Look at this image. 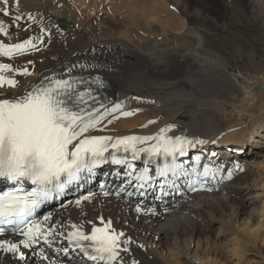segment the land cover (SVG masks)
<instances>
[{
    "label": "bare ground",
    "instance_id": "bare-ground-1",
    "mask_svg": "<svg viewBox=\"0 0 264 264\" xmlns=\"http://www.w3.org/2000/svg\"><path fill=\"white\" fill-rule=\"evenodd\" d=\"M247 1L253 10V24L264 35V0ZM10 8L13 13L17 11L14 3ZM187 8L185 0H19V12L25 14L19 23L24 27L32 24L30 33L21 32V36L39 35L40 27H44L51 29V44L27 57L35 60L34 66L27 65L25 58H0V62L16 67L27 66L31 73H5L16 74L19 83L16 88L5 85L0 91L19 93L42 75L62 71L65 64L105 65L94 71L107 80L105 103H122L123 110L134 111L135 115L122 117L117 112L119 119L108 124L111 116L106 117L101 130L92 134L153 135L173 125L170 134L207 141L190 149V155L200 154L206 161L211 152H216L214 159L225 169L220 175L227 176L230 168L233 171L231 179L220 181L218 175L219 186L214 191L192 192L183 186L177 191L179 198L168 196L159 203L154 195L146 199L106 197L104 191H113L120 180L105 175L119 166L104 165L97 169L95 178L78 188L71 187L64 196L45 205L39 214L41 220L52 213L49 224L84 223L88 230V220L99 225V217L111 219L117 230L136 241L131 247L141 264H226V258L233 264H249L250 260L252 264H264V160L254 159L264 151V57L244 54V40L237 39L233 40L239 43L234 45L235 50L221 39L216 51L209 50L203 34L186 29L179 12H188ZM29 13L37 23L27 19ZM152 28H159L163 36L156 38L150 33ZM101 44L121 48L124 66L118 68L82 54L83 50L102 48ZM135 63L145 70H124ZM188 72L213 91L208 93L204 86L189 80ZM150 120L154 123L149 124ZM227 147V155L234 158L220 160V153ZM200 148L204 149L202 153ZM235 164L240 168H234ZM99 180L105 182L104 187L98 185ZM89 193L93 194L91 200L75 205L76 199ZM137 203L149 208L157 205L158 209L155 214L137 213ZM213 226L216 234L212 233ZM61 243L67 242L60 238L55 246ZM137 244L145 248L139 249ZM41 246H34L36 252ZM46 262L39 255L29 254L20 264ZM68 262L75 264L74 257L68 256L65 264ZM0 264H16V259L0 252Z\"/></svg>",
    "mask_w": 264,
    "mask_h": 264
},
{
    "label": "snow or ice",
    "instance_id": "snow-or-ice-1",
    "mask_svg": "<svg viewBox=\"0 0 264 264\" xmlns=\"http://www.w3.org/2000/svg\"><path fill=\"white\" fill-rule=\"evenodd\" d=\"M10 3L15 4V13ZM0 17V58H25L27 65L34 66L35 60L27 57L51 44V29L40 27L39 35L21 36V32L30 33L32 24L24 27L19 23L25 17L19 12V0H0ZM27 19L37 23L30 13ZM56 27L59 30V25ZM104 67L98 63L65 64L62 71L42 75L19 93L0 91V185L4 186L0 190V252L11 254L16 264L29 254L39 255L48 264H65L68 256L74 257L75 264H141L131 247L136 241L117 230L111 219L101 216L99 225L88 220L90 228L86 230L84 223L49 224L52 213L39 218L42 206L95 178L101 165L119 166L105 173L121 181L114 193L104 191L106 197L114 194L122 198L123 194L146 199L154 195L163 200L183 186L196 192L212 182L219 183L218 175L220 181L232 178L231 168L227 176L220 175L225 169L214 159L216 152L203 163L202 155H190V149L207 141L170 134L173 125L153 135L92 134L101 130L108 116L111 119L107 123L111 124L120 116L135 115L134 111L123 110L122 103L103 102L106 98L100 90L106 87V81L94 71ZM5 73L31 74L27 66L0 62V89L5 85L16 88L19 83L14 75ZM233 167L239 169L240 165ZM92 198L89 193L74 203L79 206ZM135 210L155 214L154 208L141 203ZM60 238L67 243L55 246ZM37 245H42L38 253ZM137 248L145 245L137 244Z\"/></svg>",
    "mask_w": 264,
    "mask_h": 264
},
{
    "label": "rangeland",
    "instance_id": "rangeland-1",
    "mask_svg": "<svg viewBox=\"0 0 264 264\" xmlns=\"http://www.w3.org/2000/svg\"><path fill=\"white\" fill-rule=\"evenodd\" d=\"M188 4V12H179L180 16L185 19L186 29L197 30L200 34H203L206 38L207 48L211 51H216L217 47L220 46L221 40H227L230 50H235L234 45L239 43H233V40H244L245 49L244 54L249 55L250 52L254 53L256 56L262 58L264 57V35L261 30L253 24V19H251L253 10L247 0H185ZM109 16V15H108ZM113 16V13L109 17ZM217 19L218 21H216ZM226 26V27H223ZM150 33L157 37H162V31L159 28L151 29ZM208 34L211 36L209 37ZM261 35V36H260ZM173 37V35H170ZM240 37V38H239ZM221 39V40H220ZM248 39V40H247ZM248 41V42H246ZM102 48L96 50H83L82 54L87 53L90 55L91 59L104 60L111 65L116 67L124 66L123 61L124 52L121 48H114L112 44H101ZM146 48L148 46L144 45ZM254 47V48H253ZM232 48V49H231ZM227 48V52H230ZM254 50V51H253ZM257 50V51H256ZM145 51V50H144ZM223 52V49H220ZM81 54V55H82ZM239 55L240 52L237 51ZM231 57L235 60H240L235 57L234 54L229 53ZM81 60V58H80ZM259 70V67H257ZM124 70H145L141 68L138 63L129 65L124 68ZM19 74V73H18ZM16 75V74H12ZM10 75V76H12ZM193 75V76H192ZM187 78L196 84H201L199 78L191 72H188ZM206 92L211 93L213 91L210 85H204ZM264 155V151H263ZM262 154L255 156V160L258 157L259 160H264ZM224 156V157H223ZM223 157V158H221ZM228 157L226 152H223L220 158L223 160ZM234 157H228V159H233ZM257 158V159H258ZM219 184L212 186V190L217 189ZM156 211V210H155ZM212 233H217V228L213 226ZM261 244V243H260ZM39 249V248H38ZM262 254L264 255V244L261 247ZM39 252V250H38ZM251 256V254H250ZM226 264H233V260L230 258L225 259ZM251 264L252 261L250 260ZM249 262V264H250ZM41 264V263H39ZM48 264V262H46Z\"/></svg>",
    "mask_w": 264,
    "mask_h": 264
},
{
    "label": "clouds",
    "instance_id": "clouds-1",
    "mask_svg": "<svg viewBox=\"0 0 264 264\" xmlns=\"http://www.w3.org/2000/svg\"><path fill=\"white\" fill-rule=\"evenodd\" d=\"M262 215H264V213H261Z\"/></svg>",
    "mask_w": 264,
    "mask_h": 264
}]
</instances>
